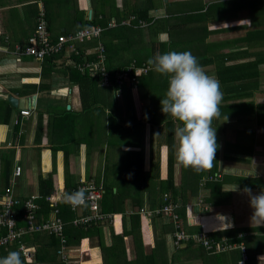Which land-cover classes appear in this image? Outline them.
Here are the masks:
<instances>
[{"label":"crops","instance_id":"1","mask_svg":"<svg viewBox=\"0 0 264 264\" xmlns=\"http://www.w3.org/2000/svg\"><path fill=\"white\" fill-rule=\"evenodd\" d=\"M181 1L193 7L185 10L167 8ZM206 4L207 0H165L161 4L157 0H0V205L4 188L8 186H12L15 196L20 199L36 196L40 200L41 191H47V188L51 190L45 197L57 199L61 196L64 199L65 194L78 191L81 179L94 181L104 193L110 187L124 202L122 211L115 213L119 215L117 221L102 226V237L85 234L79 239L68 240L66 233L70 224H67V263L57 253L60 248L58 237L55 238L59 244L48 237L43 242H31L24 240L27 235L24 234L20 239L34 249L31 259L21 254L26 264H264V224L257 225L251 220L254 211L250 206L251 195L264 192L262 183L252 181L261 179L264 183V169H260L258 162V140L254 139L253 133L237 149L228 148L224 127L227 120L224 119L232 116L221 113L212 123L218 144L213 167L199 172L184 168L176 159L175 129L179 122L161 111L159 102L164 96L157 95L153 108L147 111L144 108L153 94L152 84L156 82L151 79L157 72L151 70L150 77L143 79L136 88L125 87L120 97L96 82L92 87L94 92L84 93L82 100L78 84L70 77L69 68L74 67L70 51L42 60L15 53L16 47L23 46L34 33L40 6L45 9L52 38L60 31L75 32L73 23L76 19L78 24L92 18L107 20V23L114 19L119 23L136 16L131 25L118 24L100 36V41L106 45V61L114 68H124L140 58L144 62L157 53H164L165 46L160 50L161 42L171 41L167 46L171 49L167 50L189 51L195 57L215 58L218 52L246 48L228 42L234 39L231 36H219L228 28L221 24L214 27V23L228 18L203 17L207 12ZM160 8L166 10L167 18H154ZM138 9H148L152 22L138 18L135 14ZM254 13L257 15L258 11L254 10ZM196 15L199 24L188 18ZM253 15L250 11L240 10L239 17L250 21L253 29ZM176 19L182 20L176 22ZM138 20L144 21L146 26L137 24ZM200 24L202 26L196 27ZM181 25L189 30L190 36H186L188 48L180 45L181 36L176 33V28ZM167 26L172 28V33ZM196 28L203 31L201 36L205 41L193 36ZM141 38L147 47L151 42L149 51L141 53L135 48L137 43L134 41ZM199 40L204 43L199 45ZM87 43L80 44L86 46L85 52H91L94 46ZM218 44L221 45L217 47ZM202 67L206 74L216 78L214 64ZM10 96L16 98V105L9 101ZM119 98L124 102L118 107L113 106ZM22 109L29 110V114L22 115ZM248 142H253L249 148L246 147L249 144H245ZM169 156L173 158L175 188L168 190ZM16 166L21 167L18 176L14 175ZM206 175L207 179H203ZM217 187L220 192L234 187L235 190H229L231 197L228 195L227 200L208 202V196L217 197ZM246 189L251 190V195ZM165 198L176 205L181 225L187 232L241 229L237 234H243L240 241L245 245L247 259H243L238 248L213 253L193 242L175 247L174 226L167 214H140L136 235L123 233L124 228H131L128 215L141 208L148 211L161 207L167 202ZM114 234L121 237H114ZM10 251H17L16 242L0 247V257Z\"/></svg>","mask_w":264,"mask_h":264},{"label":"built area","instance_id":"2","mask_svg":"<svg viewBox=\"0 0 264 264\" xmlns=\"http://www.w3.org/2000/svg\"><path fill=\"white\" fill-rule=\"evenodd\" d=\"M134 20H136V16L134 15L119 23L114 19H110L106 26H84L73 33H61L55 38H52L48 29L45 9L43 6H40L34 33L27 38L23 46L16 47L15 53L28 55L38 60H42L51 54L60 53L63 50L73 51L75 54H79L80 52L76 49L75 42L97 39V43L92 48V51L85 52L79 62L73 60V66L81 73H90L98 76L101 86L110 88L116 97H120L125 87L129 86L131 88H136L140 81V77L147 74L151 66L145 61L141 63L134 61L124 68L110 70L107 66L105 46L103 42L100 41V36L107 28L117 26L118 24L131 25ZM137 24L146 26L145 22L142 20H138ZM20 113L27 116L29 110L22 109ZM20 172L21 167L16 166L14 175L18 176ZM81 189L85 190L86 206L73 208L70 204L66 203L61 196L59 198L57 197V199L52 196H47L45 197V201L49 207V213L48 216L44 218L41 213L42 207L38 197L30 196L25 199H20L15 196L12 186L4 188L0 205V227L4 228L6 233L0 235V247H7L10 243L16 242L17 251H21V254L25 258L31 259L34 256V249L28 247L20 238L24 234L47 233L59 238L60 248L57 250V253L62 261L67 263L68 246L65 235V227L67 224H71L72 226H87V224L93 220L112 223L116 217L115 213L101 211L100 201L104 191L100 185L95 184L92 180L81 179L77 186V190ZM58 201H64L73 212L74 216L69 221H65L60 214ZM85 207L88 209V213H83ZM175 207V204L167 200L161 207L149 209L148 211L141 208L137 213L150 216L167 214L171 218L174 226L173 244L175 247L193 242L213 253L238 248L242 253L243 259H247L246 248L242 241L232 242L229 241L227 237L217 239L204 230L195 233L184 230ZM19 208L23 210L21 215L18 211ZM19 222L22 224L19 225ZM242 236L243 234L241 233L237 234L239 238H242Z\"/></svg>","mask_w":264,"mask_h":264},{"label":"trees","instance_id":"3","mask_svg":"<svg viewBox=\"0 0 264 264\" xmlns=\"http://www.w3.org/2000/svg\"><path fill=\"white\" fill-rule=\"evenodd\" d=\"M254 2H257V0H252ZM251 2V1H250ZM252 3V2H251ZM264 1L262 2V4ZM209 8L206 7V10ZM135 14L137 15L138 18L144 19L148 22H152L153 18L148 15V9L144 10H136ZM253 24L257 25V28L260 27V31L258 32V36L255 38V40L249 38V36L252 35V32L248 30L244 36H239L235 39L228 40V42L232 44H241L245 46L246 48L239 49V50H234V51H226L222 53H217L215 54V58L213 57H208V56H196L198 59V62L201 66L207 65V64H214L215 65V74L216 78L219 81L220 88L222 90L223 94V99L221 104L219 105L220 112L224 113L226 115H231L232 117H236L238 120H243L249 118L251 121H253L254 124L263 126L264 127V102H257L254 100L252 97L256 92L262 91V77H261V68L260 65L264 64V10L263 9H258L257 15H253ZM262 21V22H261ZM96 23H99L103 26H106L107 20H97V18H92L91 20H84L80 21V24H78V19H76L73 23L75 26V30L79 29L84 26H89V25H94ZM124 26V25H120ZM165 26V24H164ZM164 26H162L164 28ZM131 28V27H130ZM133 28V27H132ZM110 28L105 29L104 31L109 30ZM124 29V28H122ZM167 30L172 33L170 30V26H167ZM67 31L66 33H68ZM108 32V31H107ZM61 33L65 32H59L57 36ZM87 45L89 44L90 46H95L97 43V39L93 40H88ZM80 43L82 42H75L76 49L80 52L79 54H75V52L71 51L70 55L71 57L79 62L82 59V55L85 53V47H83ZM168 43L170 44L171 41L168 42H161L160 50L163 48L162 51L168 52L171 49L168 48L167 46ZM104 44V43H103ZM105 46V51L106 50V45ZM163 46V47H162ZM261 46L262 48L260 50H252L253 47ZM156 50V49H155ZM64 50L60 53L56 54H51L47 56V59L55 58L57 55L63 54ZM92 56V55H89ZM149 57V56H148ZM151 58V57H150ZM143 59L140 58L138 59L137 63H141ZM149 59L145 60L147 62ZM143 62V61H142ZM109 61H107V66L110 70L118 69L111 67ZM152 70V66H151ZM151 70L143 76L140 77L139 85L140 86L143 82V79H148V75H150ZM70 72V77L72 82L77 83L79 86L81 98L83 100L84 96L83 94L86 92H94L92 91L93 85L96 84V82H99V78L96 75L90 74V73H81L79 70L75 67H70L69 68ZM129 87V86H127ZM131 88V87H129ZM216 119L213 120V122ZM212 122V123H213ZM173 124V122H172ZM171 155V154H170ZM217 154L215 153V156ZM169 156V164H168V175H167V183H168V190L175 188L174 183H173V163L172 159ZM228 159L232 160H242V158H238L237 156H227ZM204 174V173H202ZM201 174V175H202ZM252 180V179H250ZM254 183L257 184L259 182L260 184L262 183L264 187V183L261 179H254L252 180ZM51 188H47V191H41L42 195L40 198V204L42 207L41 213L43 214V217L46 218L49 213V207L44 200V197L50 193ZM47 193V194H46ZM172 197V196H171ZM174 198V196L172 197ZM123 198L119 197V194L112 193L111 188H107L105 190V193L100 201V208L102 212L106 213H119L122 211V205H123ZM139 207L141 206V202L137 204ZM60 207V214L63 216L65 221H69L70 219L73 218L74 214L73 212L69 209L67 204L62 201L61 204H59ZM19 214L21 215L22 213V208L18 209ZM83 213H88V209L85 207L83 209ZM124 214V213H123ZM139 213L131 214L128 215L127 218L129 219L131 223V228L127 229L124 228L125 234H133L134 236L136 235V229H138L139 226ZM182 216L184 217L185 214L183 213ZM126 219V217H124ZM116 222V221H115ZM108 223L107 221L101 222L99 220H93L90 221V223L87 224V226L81 225V226H72L70 224V227L67 229V239H79L81 236L86 235H91V234H98L99 237L101 236V230L102 226L106 225ZM66 229V228H65ZM243 230V229H242ZM231 231V232H230ZM241 232V229H234V230H222V231H215V232H210V235L214 238L220 239L222 236H226L229 241H237L239 242L241 238L237 237V233ZM6 230L2 227H0V235L5 234ZM113 234V232H112ZM124 234V235H125ZM121 237L119 234H114V237ZM52 238L56 240V243H58V239H56L55 235H51L45 233H33V234H27L24 236L27 239V241H38V242H43L44 239L46 238ZM40 238V239H39ZM59 244V243H58ZM53 245L55 243L53 242ZM14 249V248H13ZM37 258L39 261L41 260V257L37 255ZM37 259V260H38ZM25 263V260L22 259Z\"/></svg>","mask_w":264,"mask_h":264},{"label":"clouds","instance_id":"4","mask_svg":"<svg viewBox=\"0 0 264 264\" xmlns=\"http://www.w3.org/2000/svg\"><path fill=\"white\" fill-rule=\"evenodd\" d=\"M154 18H167L166 10L158 9ZM147 63L168 80L165 96L160 100L161 111L181 122L175 129L177 161L197 172L210 170L218 148L212 122L221 116L219 105L223 99L219 81L206 74L197 57L189 51L157 53ZM229 190L235 187L226 191ZM246 191L251 195L250 189ZM64 200L73 208L86 206L85 190L65 194ZM250 206L254 210L252 223L264 224V192L251 195ZM0 264H24L21 251L8 252L0 257Z\"/></svg>","mask_w":264,"mask_h":264},{"label":"rangeland","instance_id":"5","mask_svg":"<svg viewBox=\"0 0 264 264\" xmlns=\"http://www.w3.org/2000/svg\"><path fill=\"white\" fill-rule=\"evenodd\" d=\"M263 1L264 0H257V2H254L252 0H207L206 7L209 6V8L207 9V12L205 14H203L204 15L203 17L212 16V15H217V16L219 15V16L228 18L224 22L216 23V24L214 23V27L218 26V24H221V26L223 25V27H227L228 28V30H222V31H225V32H223V34L219 33L220 34L219 36H224V35L227 36V37L231 36L232 38L235 39L238 36H240V37L244 36L246 34V32L248 30H250V32H252V35L249 36V38L255 40V38L258 36V32L260 31L259 30L260 27L257 28L256 24H253L255 27L253 29H251V22L249 21V23H248L245 18L242 19V18L239 17L240 10H244L247 13L250 11L252 13V15H253V14H255L254 10H256V11H258V9L259 10L260 9L264 10V3L262 4ZM157 2L159 4H161V3H165V0H157ZM192 7L193 6H191L190 3L183 2V1L177 2L175 4H172L171 7L169 5L167 6V8H169V10L170 9L171 10H185V9L192 8ZM197 16L198 15H196L195 17L194 16H189L188 18H190V20H192V21H196V20H198V19H196ZM235 16H238V17L237 18H233ZM230 18H233V19H230ZM182 19H176L175 21L179 22ZM197 22L198 21H196L195 24ZM180 23H182V21ZM199 23H201V22H198V24ZM199 26H202V25L201 24L200 25H196V27H198V28H199ZM232 26H233V28H232ZM130 29H132V28H130ZM55 31H56V33H58L57 29ZM188 31H189L188 28L185 29V28H183L182 25H181V27L176 28V33L177 34L179 33L180 36H181V38H179L180 45L182 47H185V48L189 47V45H186V43H187L186 42V36L188 35ZM131 32H133V29H132ZM202 32H200L196 28V29L193 30L192 34H193V36L196 35L198 38H203V40L205 41L204 36H201ZM188 36H190V35H188ZM217 39H219V38H217ZM203 40H199V45H202L204 43ZM143 42H144V38H141V39H136L134 41V43H137V46H136V44H133V46H136L135 48H138V49L141 50V53L145 52L146 50L149 51L148 47L152 48L151 42H148L149 43L148 47H147L146 43L145 42L143 43ZM140 43H142V44L139 45ZM138 45L140 46V48H139ZM219 45H221V44H218L217 47ZM204 47H203V49H204ZM261 48H262L261 46H257V47H253L252 50H254V51L257 50V49L260 50ZM260 68H261V73H262L261 74V77H262L261 79H262V82H263L262 86H261L262 91L256 92L253 95L252 98L254 100H256L257 102L258 101L259 102H264V64H261ZM204 71H205V69H204ZM153 72H155V71L153 70ZM160 77H162V75L160 76V74L157 73V74L154 75L153 79H151V82H156V83L152 84L153 94L150 96L149 100H147V107H145V105H144V108L146 109V111L149 108H153V106L156 105L157 95L161 94V96L162 95L165 96V93H166V90H167V87H168V85H166V84H168V83L165 84L164 82L167 79L165 78V76H164V78L162 77V79ZM123 102H124V99L123 98H119L117 103L113 104V106H117L118 107L119 104H122ZM224 127H225V132H226L225 137L228 140V142H227V147L228 148L237 149V146L242 144L243 141L248 140L247 138H249L251 136V134L253 133L252 135H253L254 139L257 138V140H258V146H259L258 155H259V160H260L258 162H260V166H261L260 169H264V127L254 124L253 121H251L249 118H247V119L245 118L243 120H238L235 117H229L227 119L226 125H224ZM256 134L258 136H255ZM253 142L245 143V144H249L246 147L249 148V146L253 145ZM227 165H230V162L227 163ZM207 176L208 175H206L203 179H207ZM226 178L229 179V176L227 175ZM207 181H210V180H207ZM225 181H226V179H225ZM217 190H218L217 191L218 192L217 197L208 196L207 197V201L208 202L217 203V202H220V201H224L228 197V195L231 197V193H229V191H223L224 193L220 192L218 187H217ZM229 198H227V199H229ZM106 225H108V224H106Z\"/></svg>","mask_w":264,"mask_h":264},{"label":"water","instance_id":"6","mask_svg":"<svg viewBox=\"0 0 264 264\" xmlns=\"http://www.w3.org/2000/svg\"><path fill=\"white\" fill-rule=\"evenodd\" d=\"M91 14V10H89V15ZM9 101L12 103V104H14V105H16V103H17V100H16V98H14L13 96H10L9 97Z\"/></svg>","mask_w":264,"mask_h":264},{"label":"bare ground","instance_id":"7","mask_svg":"<svg viewBox=\"0 0 264 264\" xmlns=\"http://www.w3.org/2000/svg\"><path fill=\"white\" fill-rule=\"evenodd\" d=\"M119 217V215H116V217H115V221H117L116 219Z\"/></svg>","mask_w":264,"mask_h":264}]
</instances>
